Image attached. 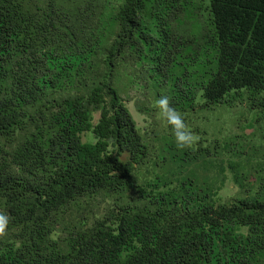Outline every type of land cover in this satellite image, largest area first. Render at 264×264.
Wrapping results in <instances>:
<instances>
[{
  "label": "trees",
  "instance_id": "obj_1",
  "mask_svg": "<svg viewBox=\"0 0 264 264\" xmlns=\"http://www.w3.org/2000/svg\"><path fill=\"white\" fill-rule=\"evenodd\" d=\"M240 103L264 111V0H0V264H264V188L222 200L197 121Z\"/></svg>",
  "mask_w": 264,
  "mask_h": 264
},
{
  "label": "rangeland",
  "instance_id": "obj_2",
  "mask_svg": "<svg viewBox=\"0 0 264 264\" xmlns=\"http://www.w3.org/2000/svg\"><path fill=\"white\" fill-rule=\"evenodd\" d=\"M134 119L144 125L143 116L137 114L132 104L129 105ZM199 126L207 133L209 143L217 141L219 152L226 164L228 178L222 186L219 196L226 200L237 194V198L246 195L254 196L260 188H264V111L251 107L248 103H240L233 107L222 106L215 110L203 112L199 117ZM98 115L95 117V123ZM209 184L219 185L217 178L208 173ZM239 175L242 183L251 192H239L232 178ZM253 183H248L249 180Z\"/></svg>",
  "mask_w": 264,
  "mask_h": 264
},
{
  "label": "clouds",
  "instance_id": "obj_3",
  "mask_svg": "<svg viewBox=\"0 0 264 264\" xmlns=\"http://www.w3.org/2000/svg\"><path fill=\"white\" fill-rule=\"evenodd\" d=\"M157 104L162 110L164 119H166V121L173 127L178 146L181 148L192 147L197 138L190 130H188L183 121L182 115L169 106V99L167 97H162L157 101ZM7 223V216L0 213V236L6 234L5 228Z\"/></svg>",
  "mask_w": 264,
  "mask_h": 264
}]
</instances>
